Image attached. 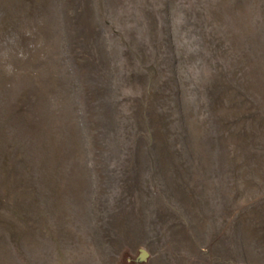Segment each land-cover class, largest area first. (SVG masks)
I'll return each mask as SVG.
<instances>
[{
    "label": "rangeland",
    "instance_id": "rangeland-1",
    "mask_svg": "<svg viewBox=\"0 0 264 264\" xmlns=\"http://www.w3.org/2000/svg\"><path fill=\"white\" fill-rule=\"evenodd\" d=\"M0 264H264V0H0Z\"/></svg>",
    "mask_w": 264,
    "mask_h": 264
}]
</instances>
